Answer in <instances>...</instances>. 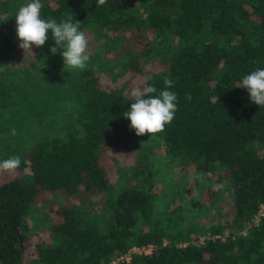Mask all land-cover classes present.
<instances>
[{
	"label": "trees",
	"instance_id": "obj_1",
	"mask_svg": "<svg viewBox=\"0 0 264 264\" xmlns=\"http://www.w3.org/2000/svg\"><path fill=\"white\" fill-rule=\"evenodd\" d=\"M30 2L0 0V161L21 159L0 180V264H25L31 227L49 241L29 264H109L147 246L122 264H264V216L253 223L264 205V107L237 87L264 69V0H40L42 19L81 23L84 70L50 52L51 32L32 46L36 66L24 64L32 53L11 38ZM165 78L175 117L137 136L123 116L128 93L158 95ZM175 168L225 184L208 188L207 204Z\"/></svg>",
	"mask_w": 264,
	"mask_h": 264
},
{
	"label": "clouds",
	"instance_id": "obj_2",
	"mask_svg": "<svg viewBox=\"0 0 264 264\" xmlns=\"http://www.w3.org/2000/svg\"><path fill=\"white\" fill-rule=\"evenodd\" d=\"M106 2L107 0H97V7L105 5ZM41 8L40 0H32L18 9L15 19L19 47L25 53H32V46L42 47L51 32L55 47H51L50 52L56 54L59 49H63L61 55L65 68L84 70L89 60L88 39L85 32L79 30L81 23L73 22L71 16L60 22L54 18L42 19ZM163 83L165 90H161L158 95H154L157 89L152 86L134 87L128 93L134 102L123 116L130 121V128L137 136L161 133L165 125L171 123L175 117L177 96L166 90L173 87V81L165 78ZM237 87L247 90L252 103L264 107V69L258 68L245 75ZM186 99L190 101L191 96H186ZM11 134L16 135V130L12 129ZM20 165L19 156L10 157L0 161V173L14 172Z\"/></svg>",
	"mask_w": 264,
	"mask_h": 264
},
{
	"label": "rangeland",
	"instance_id": "obj_3",
	"mask_svg": "<svg viewBox=\"0 0 264 264\" xmlns=\"http://www.w3.org/2000/svg\"><path fill=\"white\" fill-rule=\"evenodd\" d=\"M14 27H16V24L14 25ZM11 43L14 47H16L18 49V51H21V48L19 47V43L20 41L18 40V38L16 37H12L11 38ZM32 58H34V55L31 54L28 57L23 58V62L24 64H26V66H31V67H35V63L33 62V60H31ZM19 61H13L10 63L11 66H17V63ZM37 64V63H36ZM157 153H162L161 150H157ZM119 161H124L126 163H130L131 160H123V156H120ZM14 174V172L8 173V172H4V173H0V180L1 181H6L10 176H12ZM173 175L175 177V180L178 181L179 179H182V185H187V190L188 193L190 194V196L196 197L199 196V192L201 191V200H203L204 203L208 204V200H207V190L209 187L214 186V183H217L219 186H224L225 184V179L222 180H218L217 177H211V176H202L200 177L199 175H196L194 172L193 168H188L186 170L184 169H180V168H175ZM185 182V184H183ZM158 188H162L161 185H158ZM201 188V190H199ZM47 198H50L49 196H47ZM41 205V204H40ZM49 213V215L52 217V220H57V218L53 215L52 212H50L49 210H45V212ZM32 220H30L29 225H32ZM207 221H205L206 223ZM48 242L49 238H48V234H47V230L45 228H39V227H31L30 228V232L29 234H26V241L24 243V262L25 264H29L30 261L35 258V246L38 243L41 242Z\"/></svg>",
	"mask_w": 264,
	"mask_h": 264
},
{
	"label": "built area",
	"instance_id": "obj_4",
	"mask_svg": "<svg viewBox=\"0 0 264 264\" xmlns=\"http://www.w3.org/2000/svg\"><path fill=\"white\" fill-rule=\"evenodd\" d=\"M264 216V205H262L258 211V214L253 220L254 224H258L260 219ZM152 252V246L147 247H132L129 251L117 259L111 261L109 264H122V263H129L134 255H149Z\"/></svg>",
	"mask_w": 264,
	"mask_h": 264
}]
</instances>
